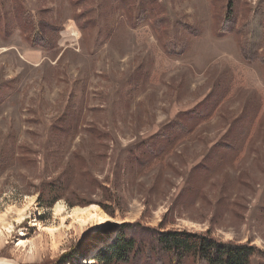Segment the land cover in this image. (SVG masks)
<instances>
[{
  "label": "rangeland",
  "instance_id": "374dc122",
  "mask_svg": "<svg viewBox=\"0 0 264 264\" xmlns=\"http://www.w3.org/2000/svg\"><path fill=\"white\" fill-rule=\"evenodd\" d=\"M258 8L264 0H0V216L33 204L25 247L0 234V264H94L113 238L98 239L125 223L264 252V66L239 52ZM19 15L46 25L49 49L26 43ZM227 19L238 35L216 34ZM58 205H96L113 220L62 227L54 248ZM87 240L84 256L71 252ZM52 251L71 255L52 262Z\"/></svg>",
  "mask_w": 264,
  "mask_h": 264
},
{
  "label": "trees",
  "instance_id": "16d2710c",
  "mask_svg": "<svg viewBox=\"0 0 264 264\" xmlns=\"http://www.w3.org/2000/svg\"><path fill=\"white\" fill-rule=\"evenodd\" d=\"M17 9L16 7L15 10ZM259 10L258 8L253 11L252 16L247 21L246 28L249 29V32L246 33L243 41L239 43V52L244 61H258L264 66V58H260L259 52L263 45L261 36L264 31V15H260ZM18 20L17 26L26 32L24 40L27 44L42 49L51 47V36H49L46 25L41 27V23H38L33 26L27 15H19ZM223 23L221 27L215 30L218 32L217 35H229L231 33L238 35L239 31L236 30L237 23L234 22V19H231V21L227 19ZM202 115L204 114H201L198 108L187 111L184 114L185 120L174 123L177 128L171 135H177L176 130L184 132L187 123L193 117ZM190 128L188 125V129ZM168 134L167 131L163 136L168 138ZM229 148L233 149L230 145ZM161 151L162 149H160ZM158 229L144 227L141 223H125L121 227L113 226L109 233L98 239L99 241H106L113 238L105 248L99 251L100 253L96 256L94 264H131L135 260H140V257L142 259L146 258L145 264L150 263V261L155 262V264H252V259L256 256L264 264V252L251 244L230 241L219 242L207 233L164 230L162 225ZM88 241L77 244L71 249V252L84 256L89 248ZM70 255H60L57 260L59 259V262Z\"/></svg>",
  "mask_w": 264,
  "mask_h": 264
},
{
  "label": "bare ground",
  "instance_id": "6f19581e",
  "mask_svg": "<svg viewBox=\"0 0 264 264\" xmlns=\"http://www.w3.org/2000/svg\"><path fill=\"white\" fill-rule=\"evenodd\" d=\"M70 35H71V33H70ZM76 35H78V34H76ZM31 205H33V204L30 203L29 205L25 206V208H16L15 210H16L17 216L15 219L11 220L10 222H7L4 216H0V234L2 236H5L4 233L6 231H5V229H2L3 226H5L6 228L9 227V230H11V228L16 227V225H15L16 222L19 224H22L24 221V216L26 214V211L30 208ZM56 215L60 217L59 222L61 223V225L59 227H57V226L56 227H47V232H48L50 238L52 239L54 248L61 245V242H62L61 234L62 233L60 232V230L62 229V227L71 228L73 225V222L79 223V225L82 227L86 226V224H88L89 222H97L99 224L105 225L106 227H109L111 225L112 220H113V218L109 214L104 212L100 207H98L96 205H91V206L85 207V208H74V209H70V210H68L67 208H65L62 205H58L56 207ZM2 222H4L3 224H5V222H6L7 225H3ZM93 229H94V233H98V227H95ZM21 236H22V238H21L22 240H21L20 245L25 247V242L23 239L26 238V232H25L24 228L21 230ZM6 237L8 238V236H6ZM7 240H9V239H7ZM49 253H50V256L52 258L51 259L52 261L57 260V258H59V256H60L58 253H56L54 251L49 252ZM1 264H14V263L3 260V261H1Z\"/></svg>",
  "mask_w": 264,
  "mask_h": 264
},
{
  "label": "built area",
  "instance_id": "2783aa9c",
  "mask_svg": "<svg viewBox=\"0 0 264 264\" xmlns=\"http://www.w3.org/2000/svg\"><path fill=\"white\" fill-rule=\"evenodd\" d=\"M4 225H7V223H5ZM16 227L11 228V230H9V227L6 228L5 226L3 227V229H5V236H8V239L12 241L13 244H15L16 246L20 245L21 243V230H22V226L18 223H15ZM24 240V239H23Z\"/></svg>",
  "mask_w": 264,
  "mask_h": 264
}]
</instances>
